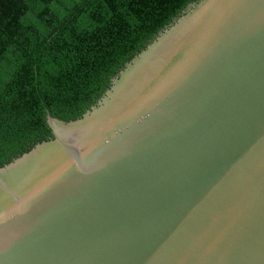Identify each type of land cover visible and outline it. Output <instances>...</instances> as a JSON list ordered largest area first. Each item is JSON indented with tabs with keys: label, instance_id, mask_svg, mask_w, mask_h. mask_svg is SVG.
Instances as JSON below:
<instances>
[{
	"label": "water",
	"instance_id": "1",
	"mask_svg": "<svg viewBox=\"0 0 264 264\" xmlns=\"http://www.w3.org/2000/svg\"><path fill=\"white\" fill-rule=\"evenodd\" d=\"M0 168V264H264V0H197L80 119Z\"/></svg>",
	"mask_w": 264,
	"mask_h": 264
},
{
	"label": "trees",
	"instance_id": "2",
	"mask_svg": "<svg viewBox=\"0 0 264 264\" xmlns=\"http://www.w3.org/2000/svg\"><path fill=\"white\" fill-rule=\"evenodd\" d=\"M197 0H0V168L80 119Z\"/></svg>",
	"mask_w": 264,
	"mask_h": 264
}]
</instances>
